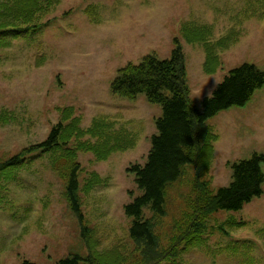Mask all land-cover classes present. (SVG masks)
Here are the masks:
<instances>
[{"label":"rangeland","instance_id":"obj_1","mask_svg":"<svg viewBox=\"0 0 264 264\" xmlns=\"http://www.w3.org/2000/svg\"><path fill=\"white\" fill-rule=\"evenodd\" d=\"M91 7L93 16L87 12ZM185 24L213 27L214 41L232 29L239 34L238 43L220 53L222 67L216 74L203 70V47L183 39ZM36 25L0 51V161L47 140L69 108L85 131L98 119L113 131H125L134 147L107 161L79 153L80 197L100 249L121 244L132 253L133 220L125 208L142 192L128 170L147 163L162 107L144 95L135 101L120 98L112 93V83L119 70L139 65L148 55L169 60L178 38L191 100L201 109L232 70L249 64L264 72V0H61ZM207 126L220 135L206 178L216 195L232 181L229 163L264 154V88L247 106L222 112ZM81 142L98 140L86 136ZM76 146L74 141L70 147ZM190 171L189 179L168 190L167 216L158 228L164 243L186 212L185 197L195 175ZM93 173L102 182L87 193ZM65 193L66 181L42 151L28 155L13 179L0 178V264H58L89 254ZM205 241L169 264H264V194L241 211L211 216Z\"/></svg>","mask_w":264,"mask_h":264},{"label":"trees","instance_id":"obj_2","mask_svg":"<svg viewBox=\"0 0 264 264\" xmlns=\"http://www.w3.org/2000/svg\"><path fill=\"white\" fill-rule=\"evenodd\" d=\"M60 4L61 0H0V51L10 48L13 41L35 29L36 23ZM87 12L93 16L95 8L91 7ZM181 33L188 44L203 47L206 55L203 69L207 75L219 71L222 67L220 53L237 44L239 38L232 29L225 37L214 41V29L206 25L185 24ZM174 43L169 60L148 55L139 65L129 64L119 70L111 85L112 93L120 98L135 101L144 95L149 103L162 107L147 163L128 170L134 174L142 192L141 197L125 208L126 216L133 220L129 232L135 247L132 253L121 244L100 249L101 240L87 224L80 197L82 166L78 162L79 153H92L98 161H107L113 154L134 147L132 138L125 131H113L112 126L101 124L99 119L85 131L81 119L69 108L62 112L61 122L52 129L47 140L11 160L0 161V178L9 181L28 155L42 151L50 155L53 169L66 181V199L80 223L89 254L85 258L73 255L58 264H169L186 250L204 245L211 216L221 211H241L263 196L264 154L254 153L249 159L229 163L232 181L216 195L206 178L215 158V144L219 141L214 129L207 126L208 121L232 108L247 106L264 88V72L249 64L232 70L199 109L191 100L181 40L177 38ZM86 136H92L98 142H81ZM74 141L77 146L71 148ZM192 169L195 175L189 182L191 192L185 197L186 212L175 222L168 243H164L158 228L167 216L168 190L189 179ZM101 182V177L93 173L86 192L90 193Z\"/></svg>","mask_w":264,"mask_h":264},{"label":"crops","instance_id":"obj_3","mask_svg":"<svg viewBox=\"0 0 264 264\" xmlns=\"http://www.w3.org/2000/svg\"><path fill=\"white\" fill-rule=\"evenodd\" d=\"M217 151V150H216Z\"/></svg>","mask_w":264,"mask_h":264}]
</instances>
